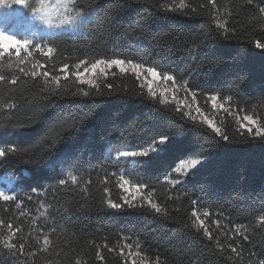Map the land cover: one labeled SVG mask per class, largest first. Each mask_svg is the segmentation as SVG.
<instances>
[{
  "label": "trees",
  "instance_id": "1",
  "mask_svg": "<svg viewBox=\"0 0 264 264\" xmlns=\"http://www.w3.org/2000/svg\"><path fill=\"white\" fill-rule=\"evenodd\" d=\"M164 3L173 0H80V7L90 5L93 10L90 21L78 34L61 32L34 40L56 51L50 57L34 51L26 67L39 61L55 73L63 63L102 56L155 65L175 73L181 82L189 80L196 93L194 104L229 139H221L199 119L184 117L175 104L149 98L132 73L109 72L100 77L99 90L70 77L61 81L67 94L51 96L42 77H24L15 56L5 58L0 74L6 81L15 75L18 83L0 82V147L15 145L21 152L0 160V188L24 203L18 210L14 202H0V220L22 229L26 252L41 246L35 237L42 231L49 233L53 246L35 256H12L0 246V264H76L77 259L80 264H125L120 247L137 239L142 252L152 260L159 256L161 264L264 260V227L258 223L264 214V139L238 132L234 115L223 110L215 115L208 99L217 95L221 103L229 96L224 102L229 112L264 121V50L255 47L256 40L264 42V18L257 7L264 6V0L252 5L246 0H214V5L185 0L187 7L177 12L158 7ZM216 14L227 23V39L216 28ZM81 88L91 94L83 96ZM187 97L193 103V97ZM8 103L15 107L5 108ZM35 113L39 117L33 119ZM160 134L173 137L163 152L116 159L117 148L130 143L128 150H138ZM197 155L203 157L202 165L185 176L176 174L181 161ZM69 173L77 176L76 182ZM120 173L149 185L145 194L154 189L153 199L168 214H156L140 202L135 207L124 204L117 186ZM61 179L66 183L61 185ZM174 179L180 183L172 185ZM107 198L123 206L109 209L103 203ZM193 209L200 212L213 240L192 228ZM204 209L209 217L203 216ZM237 225H244L243 235L236 234ZM105 242L114 250L104 248ZM229 244L239 245V256ZM97 246L103 260L96 259Z\"/></svg>",
  "mask_w": 264,
  "mask_h": 264
},
{
  "label": "snow or ice",
  "instance_id": "2",
  "mask_svg": "<svg viewBox=\"0 0 264 264\" xmlns=\"http://www.w3.org/2000/svg\"><path fill=\"white\" fill-rule=\"evenodd\" d=\"M209 4L214 5V0H208ZM248 5H252L254 0H246ZM14 6H19L21 9L30 10V14L33 18L38 20L42 25L48 28L54 29H69L76 28L81 24L87 23L90 21L93 10L91 6L80 7V0H0V9H7L8 12L5 13L6 16H11ZM159 8L165 11L177 12L178 10L185 9L187 7L185 0H179V3H176V0H173L171 5L164 3L159 4ZM258 11L260 18H264V6H259ZM193 13L197 12V9L193 7L191 9ZM143 19V18H141ZM215 23L218 31L221 32V35L228 33L230 30L227 26L226 21L221 20L219 15H215ZM224 38L227 39V35H224ZM255 47L261 50H264V42L260 40L255 41ZM46 48V51H45ZM34 51L41 52L44 56H51L55 53L56 49L51 46H45L40 43H35L33 39L29 37L19 38L15 34H9L7 30H0V64L5 60V58H11L15 56L16 58V68L24 77H32L33 79L37 77L43 78V83L45 88L51 94V96H59L67 94V88L61 83L62 80H68L70 77H74L75 80L80 85H87L89 88H96L99 90L101 87L100 77H107L108 73L114 70H118L121 73L127 74L132 73L137 80L142 79L141 88L147 84V95L149 98H157V90L159 89L158 100L161 105H166L169 103L168 95L171 92L172 99L176 100L177 103V112H181L182 108L180 105L183 103L178 100L176 97L177 90H184L187 95L193 97V103L195 102L196 93L191 88L189 80H181L176 76L175 73L158 68L157 66H148L143 62H137L132 58L123 57V56H114V57H100L95 59L85 58L80 59L75 64L63 63L56 70L55 73L49 72L47 67L41 64L39 61L32 63L31 68H27L26 64L28 58L33 56ZM23 54V55H22ZM21 65H25L22 67ZM9 69L13 67L11 63L7 65ZM6 77L0 74V82H5ZM12 85L18 83V77L15 75L12 76L10 80L6 81ZM171 82V88L165 87L160 89V84H167ZM106 87L111 89L112 84H106ZM83 96H89L91 93L84 90L83 88L78 90ZM77 93H72L76 95ZM208 99L212 102V107L214 109H223V111L228 112L229 115H234V119L238 125L237 131L243 132L241 130H246L249 136L254 138L264 139V121H261L258 117H255L252 114H244L242 117L239 114H233L229 112V109L224 106V102H227L231 99L229 96L223 97V102L217 103V95H209ZM5 108L11 109L15 107V104L8 103L4 105ZM188 108L187 111H183L184 117H190L193 121L197 120L196 115H191L192 105H186ZM243 112V109H240ZM195 112L202 117L201 123L206 125L213 133L219 136L221 139L227 141L229 137L222 131L220 126H217L213 118H210L206 113L202 112L200 107L195 108ZM39 117V113H35L33 119ZM173 137L171 135L160 134L158 137L150 139V142H147V146H139L138 150H127L132 147V145L126 144L124 147L117 148L115 151L116 159L120 158H140L147 157L151 158L153 155L163 152L167 145L172 141ZM21 149L15 145L8 147H0V160L7 158L9 155L19 154ZM203 157L197 155L196 158L184 160L178 167L174 169L176 173H184L185 175L189 174V170L197 169L198 166L202 165ZM70 179L73 182L77 181V176L72 173L68 174ZM124 173L119 174V179L117 181V186L124 193L120 199L128 207H135L136 202H140V206L143 207L145 204L156 214H165L167 215V209L163 208L158 202L153 199L154 189L147 191L145 194V189L150 186L142 182H133L130 179L125 178ZM107 180V178H106ZM61 185L65 184L66 181L61 179L59 181ZM180 183L178 179L171 180L172 185ZM36 192V189L32 190ZM108 188L104 189L105 193H108ZM29 200L32 199L31 196L28 197ZM0 202L5 204L9 202H14L16 209H21L23 201L19 200L15 195H10L8 192L0 190ZM103 203L109 209H120L123 205L119 202H115L110 198L104 199ZM193 204H197L196 201H193ZM42 208L45 207L43 203L40 205ZM20 215H25L24 212H21ZM45 212H41L40 216H44ZM211 215L208 209H204L203 216L209 217ZM192 216L195 217L191 222L192 228L200 233L202 232L203 236L209 240H213V234L205 224V220L200 218V212L197 209H193ZM212 223L219 225V220H213ZM258 223L260 226L264 227V214L258 217ZM244 228V225H237L235 231L237 235H243L241 229ZM42 231V230H41ZM54 232L55 229H52ZM246 231V229H245ZM22 233L20 227H14L12 222L5 224L4 220H0V246L4 249H7L12 256L29 255L35 256L38 252H47L52 246L53 241L48 232L42 231V236L35 237L37 244L41 246L32 252H26V247H28V241L19 235ZM224 235V233H221ZM247 239V236H244ZM128 239V238H123ZM42 240V243H41ZM19 241V243H18ZM217 247H221L219 240H216ZM104 248H107L109 252L114 249L109 247L107 242L103 245ZM232 253H235L237 256L240 255L238 252V247L231 244L228 245ZM142 245L140 241L133 240L132 243L125 242L122 247H120V254L125 258V264H161L160 257L157 256L155 260L148 258V256L142 252ZM125 249L128 250L125 254ZM135 249V250H133ZM97 260H103L99 246H97V251L95 253ZM76 264H80V260H76ZM259 264H264V260H261Z\"/></svg>",
  "mask_w": 264,
  "mask_h": 264
},
{
  "label": "rangeland",
  "instance_id": "3",
  "mask_svg": "<svg viewBox=\"0 0 264 264\" xmlns=\"http://www.w3.org/2000/svg\"><path fill=\"white\" fill-rule=\"evenodd\" d=\"M8 11L9 10L7 9H0V30H7L9 34H15L19 38L29 37L33 40H37L39 38L50 36L52 34H57L61 32H65L69 34H78L81 30V27L85 24L84 23L76 28H69V29L48 28L42 25L38 20L33 18L30 14V10L23 9V12L20 14L17 12L16 6H14L13 10H11L13 14L11 16H6L5 13ZM139 81H140V84L143 82L142 79ZM147 87H148L147 84H145L143 88L147 91ZM165 87L171 88V82H168L167 84H164V83L160 84V89H163ZM175 94H176L177 99L183 102L180 105V107L182 108V111H187L188 108L186 107V105L191 104L192 105L191 115H196L197 119L202 120V117H200L195 112V108L197 107V105L191 102V100L187 97V95L185 94L183 90H177ZM158 96H159V89L157 90V98ZM168 101L169 103L175 104L177 106L176 100L172 99L171 92H169ZM217 103L219 104L218 101ZM209 104H210L212 111L215 113V115H219V113L223 110V109H214L212 107L211 101ZM122 159H129V158H122ZM187 159H192V158H187ZM183 161H181L180 163H182ZM180 163L178 164V166L180 165ZM193 170L195 169H191L189 170V172ZM176 174L180 176H185L184 173H176ZM0 190L2 189L0 188Z\"/></svg>",
  "mask_w": 264,
  "mask_h": 264
},
{
  "label": "water",
  "instance_id": "4",
  "mask_svg": "<svg viewBox=\"0 0 264 264\" xmlns=\"http://www.w3.org/2000/svg\"><path fill=\"white\" fill-rule=\"evenodd\" d=\"M16 10H17V12L20 13V14L23 12V9H21L19 6H16Z\"/></svg>",
  "mask_w": 264,
  "mask_h": 264
}]
</instances>
